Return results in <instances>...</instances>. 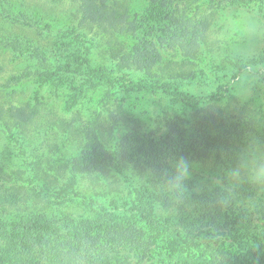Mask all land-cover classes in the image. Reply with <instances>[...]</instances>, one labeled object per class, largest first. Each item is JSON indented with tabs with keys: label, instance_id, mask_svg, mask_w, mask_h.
<instances>
[{
	"label": "rangeland",
	"instance_id": "rangeland-1",
	"mask_svg": "<svg viewBox=\"0 0 264 264\" xmlns=\"http://www.w3.org/2000/svg\"><path fill=\"white\" fill-rule=\"evenodd\" d=\"M150 1L0 0V40L16 37L24 48L37 46L55 54L60 36H82L91 46L81 71L93 70L92 62L100 67L126 66L135 36L131 25ZM221 1L225 0H168L173 16L189 24L173 40L177 46L166 41L158 65L139 71L153 80L147 84L151 90L143 93L116 90L114 94L115 90L102 88L78 94L77 83L46 85L40 78L15 85L13 76L30 68L42 72L45 63L38 52L34 60L32 53L20 54L0 45V216L97 217L113 199L134 206L147 181L146 172L121 157L117 140L128 134L160 132L170 122L187 131L199 123L221 126L225 141L233 137L227 122L243 126L236 140L242 150L231 153L228 162L189 161L192 188L211 191L225 186L226 173L249 147L245 141L264 147L256 136L264 127V0L239 2L229 11L217 9ZM26 11L32 19L23 15L25 23L12 18ZM254 29H259L256 35L251 34ZM62 72L74 74L78 66L63 65ZM189 76L203 77V86H190L193 77ZM85 98L91 100L89 105H80ZM96 137L105 141L113 160L107 169L74 179L73 174L80 176L76 163ZM132 216L156 242L150 264H198V258L211 252L208 246L240 253L230 235L197 243L164 232L168 214L161 204H155L149 215Z\"/></svg>",
	"mask_w": 264,
	"mask_h": 264
},
{
	"label": "trees",
	"instance_id": "trees-1",
	"mask_svg": "<svg viewBox=\"0 0 264 264\" xmlns=\"http://www.w3.org/2000/svg\"><path fill=\"white\" fill-rule=\"evenodd\" d=\"M245 1H221L217 9L229 11L239 2ZM148 4L145 11L140 13L131 25L135 36H132L134 39L132 38L131 61L127 59L126 62L130 64L126 66L123 63L100 67L92 62L90 65L93 70L81 71L87 63V53L91 46L89 40H84L82 36L75 38L64 36L63 33L64 35L59 37V50L55 54H49L48 50L37 46L32 49L24 48V43L18 42L20 40L17 41L16 37L0 40L2 47L20 54L32 53L33 59L42 57L45 63L40 69L42 72H35L30 68L20 76H13V81L18 82L15 85L40 78L46 85L54 81L63 85H69V82L77 83L78 94H93L102 88L115 90L114 94H118L116 90L129 93L151 90L147 84H152L153 80L148 74L139 71L158 65L164 56L163 45L168 40L180 38L182 28L189 22H183L173 16V7L168 0H151ZM28 14L30 15L28 11L26 14L22 13V16L12 14V18L14 21L25 23L20 17L25 15L24 18L32 19ZM97 19L95 16L94 20ZM115 26L116 24L113 25ZM34 52L40 53L39 57L35 56ZM72 55L75 60H72ZM72 63L78 66L79 72H62L63 65L69 67ZM52 67L54 72L50 71ZM189 77H193L188 82L190 86H203V77ZM238 77L237 75L232 78ZM165 89L168 94L169 89ZM90 102L91 100L85 98L80 105H89ZM80 111L75 112L79 117ZM227 123V130L233 136L231 140L234 139L232 142L229 139L225 141L220 133L223 129L221 126L213 127L212 124L206 126L199 123L193 130L187 131L175 122H170L160 132L128 134L120 138L117 140V150L120 149L121 157L146 172L147 181L138 194L140 200L128 208L124 201L113 199L99 211L97 217L32 213L15 219L2 214L0 264H150L156 242L146 230L134 222L132 215L136 212L149 215L155 204H161L168 214L163 231L176 239L181 236L185 242L190 239L204 243L214 236L230 235L236 240L235 247L240 251L239 254L208 246L207 249H212L211 252L198 258V264H264V193H257L256 189L246 182L238 186V200L255 198L261 201V207L257 211L244 212L239 207L223 208L219 205L218 200L224 186L204 191L192 188L191 183L187 181L188 195L179 206L161 197L156 191L162 178L171 172L172 163L180 157L188 161L212 158L216 162L220 160L225 163L229 161L231 153L242 150V144L236 140L243 134V126ZM257 134L261 143H264V127L258 128L256 136ZM245 142L248 146L249 142ZM113 158L105 141L96 137L95 142L82 152L76 163L80 176L77 173L72 177L79 179L85 174L102 171ZM2 198L4 201H11L9 196Z\"/></svg>",
	"mask_w": 264,
	"mask_h": 264
},
{
	"label": "clouds",
	"instance_id": "clouds-1",
	"mask_svg": "<svg viewBox=\"0 0 264 264\" xmlns=\"http://www.w3.org/2000/svg\"><path fill=\"white\" fill-rule=\"evenodd\" d=\"M259 29L251 33L256 35ZM190 162L180 157L171 166V172L166 174L157 186V193L161 197L171 201L174 205H182L187 198L186 182L191 177ZM227 183L218 200L221 207L230 206L242 208L244 212H254L261 207V201L250 198L245 201L237 199V187L246 182L252 185L257 193H264V147L255 141L249 144L248 149L240 155L237 165L227 173Z\"/></svg>",
	"mask_w": 264,
	"mask_h": 264
}]
</instances>
